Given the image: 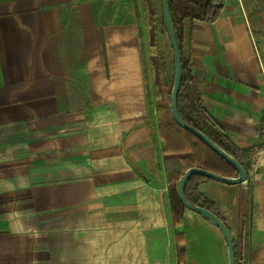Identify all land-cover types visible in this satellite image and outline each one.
Instances as JSON below:
<instances>
[{"label": "crops", "instance_id": "crops-1", "mask_svg": "<svg viewBox=\"0 0 264 264\" xmlns=\"http://www.w3.org/2000/svg\"><path fill=\"white\" fill-rule=\"evenodd\" d=\"M139 3L0 0V264H184L173 230L186 250L202 235L228 258L198 214L174 226L169 174L190 152L167 151L149 113ZM245 15L246 0H226L216 22H188L183 55L247 164L246 183L198 190L237 260L264 264V48Z\"/></svg>", "mask_w": 264, "mask_h": 264}, {"label": "trees", "instance_id": "trees-1", "mask_svg": "<svg viewBox=\"0 0 264 264\" xmlns=\"http://www.w3.org/2000/svg\"><path fill=\"white\" fill-rule=\"evenodd\" d=\"M225 3L226 0H170L172 21L182 53L183 63V83L178 95V110L184 121L207 135L245 168L247 164L244 161L242 152L236 148L220 125L204 108L192 80L190 65L183 55L186 24L192 21L216 22L222 14ZM158 116L160 135L166 142L167 151H188L193 153L192 158L185 160L186 170L192 167H199L221 176L237 177L238 173L231 165L213 152L200 139L178 126L170 110L159 109ZM179 179L180 176L178 174H169L170 202L175 225L181 224L183 221V206L177 197L175 188ZM204 180L210 179L200 175H195L190 179L185 190L186 199L194 205L212 211L223 220L212 202L205 199L198 190L199 183ZM180 261L183 262L184 259L180 257ZM240 263L237 261V264Z\"/></svg>", "mask_w": 264, "mask_h": 264}, {"label": "rangeland", "instance_id": "rangeland-1", "mask_svg": "<svg viewBox=\"0 0 264 264\" xmlns=\"http://www.w3.org/2000/svg\"><path fill=\"white\" fill-rule=\"evenodd\" d=\"M137 1L138 3H141H139V5H141L140 51L148 85L149 113L152 115L153 109H157V117L159 120V109L171 111L170 99L174 81L173 51L164 28L162 0ZM246 3L248 6V11H250V16L248 18V16L245 15V20H247L248 24L253 26L254 33L258 37L260 45H262L264 48V0H246ZM260 53L264 55V50ZM192 157L193 153L190 152L188 158ZM185 171L186 170H184L183 173L178 174L180 178L185 173ZM177 187L178 184H176L175 187L176 194ZM184 210L185 209L183 207V211ZM181 235L182 234L177 230H173L171 235L172 238L166 235V246L168 248L172 242L171 255L175 257L177 244V252L182 256V258L184 257V264L187 262L185 259L186 257L188 258L189 264H228V258H222V252L213 242V239L209 238L207 244H205V238L202 235H198L197 237L200 238V241L191 243L189 245L190 249L186 250L187 245H185L182 241ZM197 237L193 236V239L196 240ZM169 239H171V242L168 241ZM172 239H175L176 241L174 240L173 242ZM163 264H173V262H171V260L168 258L163 262Z\"/></svg>", "mask_w": 264, "mask_h": 264}, {"label": "water", "instance_id": "water-1", "mask_svg": "<svg viewBox=\"0 0 264 264\" xmlns=\"http://www.w3.org/2000/svg\"><path fill=\"white\" fill-rule=\"evenodd\" d=\"M162 10H163V22H164L165 32L167 34L174 57V81H173V87H172L171 99H170L171 115L178 126H180L185 131L193 134L198 139H200L213 152H215L219 157H221L229 165H231L238 173L237 177H225L203 168H199V167L189 168L188 170L185 171V173L181 176L179 180L177 187V197L185 210H189L198 214L203 219L214 225L220 231L227 246L228 264H237L238 260H237L235 242L226 223L219 216L214 214L212 211L190 203L186 199L185 190L188 182L195 175H200L207 179L225 185H240L247 182L248 173L247 170L244 168V166H242L234 157H232L230 154L224 151L220 146H218L203 132L189 125L181 117L178 110V95L183 83V63H182V53L180 50V46L175 33L174 24L172 21L170 0H162Z\"/></svg>", "mask_w": 264, "mask_h": 264}]
</instances>
